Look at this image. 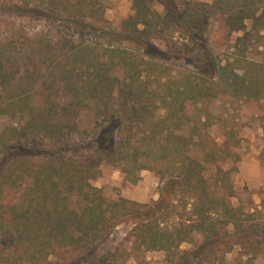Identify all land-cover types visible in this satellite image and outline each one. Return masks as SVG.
Wrapping results in <instances>:
<instances>
[{
	"label": "trees",
	"instance_id": "obj_1",
	"mask_svg": "<svg viewBox=\"0 0 264 264\" xmlns=\"http://www.w3.org/2000/svg\"><path fill=\"white\" fill-rule=\"evenodd\" d=\"M3 3L0 17L45 27L7 20L0 39V264H123L153 252L159 264H223L215 256L236 246L264 250V228L229 202L236 162L193 158L202 136L179 134L189 110L219 96L264 104V58L248 59L264 56V0H132L119 31L106 29L103 0ZM212 20L237 35L226 59L203 47ZM155 41L177 59L201 55L204 72L168 69L148 53ZM107 166L131 185L153 173L158 199L94 186ZM123 223L134 225L131 251L89 259Z\"/></svg>",
	"mask_w": 264,
	"mask_h": 264
},
{
	"label": "rangeland",
	"instance_id": "obj_2",
	"mask_svg": "<svg viewBox=\"0 0 264 264\" xmlns=\"http://www.w3.org/2000/svg\"><path fill=\"white\" fill-rule=\"evenodd\" d=\"M199 2H209V0H194ZM106 7L104 18L107 22L106 29L119 31L121 22L132 13V0H103ZM3 0H0V6ZM153 9L163 13L160 5H153ZM7 20L14 22L16 26L25 27L29 33L45 27V23L33 22L31 20H13L0 17V39L8 34ZM48 29V28H47ZM46 29V30H47ZM237 35L227 37L226 31L222 28L218 20H212L207 39L203 47L212 52L217 58L226 59L231 53L229 48ZM148 53L157 62L172 71H182L187 69L192 72L203 73L204 61L201 55H192L186 59H177L165 52L162 43L155 41ZM264 56L256 51H251L248 59L260 61ZM213 75V74H212ZM254 104L245 103L232 97L219 96L215 100H210L205 104H200L196 108L188 111V121L185 122L181 131L182 136H188L192 128H196L203 140H196L190 155L200 161L211 162L213 158L221 159L224 163L236 162L237 170L232 174L231 183L234 189V197L229 199L233 207L240 208L246 217L250 216L245 225H253L264 228V129L263 120L258 116L260 107L264 104L252 108ZM8 124L7 119H0V133ZM35 141L39 139L34 138ZM226 144V145H225ZM48 145V144H47ZM52 148V145H48ZM65 155H79V149H72L71 152L64 150ZM218 161V160H216ZM209 165V164H208ZM212 168L207 172L206 177L211 178ZM141 180L136 185H131L124 180V176L118 169L106 167L104 175L93 183L100 188L104 184L119 189L123 198L135 201L140 204H149L158 199L159 180L149 171L139 173ZM212 179V178H211ZM134 225L123 223L118 226L109 239L88 249V258H97L101 255H111L115 252H130L132 249L131 232ZM227 232H232L228 228ZM252 243L261 241L259 238H251ZM190 245L183 244L180 249L187 250ZM163 253H147L138 260L132 258L123 264H159L164 260ZM218 262L223 264H264V250L257 255L247 257L244 250L238 246L221 256H215ZM54 263L60 262V256L51 258Z\"/></svg>",
	"mask_w": 264,
	"mask_h": 264
}]
</instances>
